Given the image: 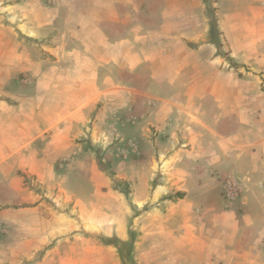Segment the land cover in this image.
Masks as SVG:
<instances>
[{"label": "rangeland", "instance_id": "374dc122", "mask_svg": "<svg viewBox=\"0 0 264 264\" xmlns=\"http://www.w3.org/2000/svg\"><path fill=\"white\" fill-rule=\"evenodd\" d=\"M191 1L166 14L165 37L133 44L149 51V72L112 76L93 65L108 46L90 42L109 0H0V114L23 109L0 119V159L20 151L0 160V264H264V181L175 163L197 149L196 117L223 132L234 114L227 132L243 135L253 120L241 102L254 101L262 121L264 0ZM197 102L192 116L182 109ZM197 230L193 258L184 240Z\"/></svg>", "mask_w": 264, "mask_h": 264}, {"label": "crops", "instance_id": "0c3cea01", "mask_svg": "<svg viewBox=\"0 0 264 264\" xmlns=\"http://www.w3.org/2000/svg\"><path fill=\"white\" fill-rule=\"evenodd\" d=\"M104 2H106V0H104ZM189 2L191 4L192 1L191 0H109L107 7L105 9L101 8V11L107 12L104 23H100L98 24V26L94 27L96 35L93 34L92 37L93 39L92 38L90 39L91 43L98 42V45L100 46L106 45L108 46L109 49L107 50L104 47L103 49L99 48L100 49L99 50L96 47L97 49L94 51L95 53L94 56H96L95 62L93 64L94 67L96 69L100 67L106 70H110V74L112 76H118V75L123 76L124 73L121 72L119 74L120 70L134 71L132 72V74L138 71L139 74L137 75L145 74L143 73L144 71L149 72V67L147 64L149 62V51L147 50L146 47H144L143 49H138V47H136V45L133 44L143 42V40H145L146 38H148V44H149L150 32H154V31H157L159 34L160 32L163 33V36L165 37V34H167L165 30L167 26L168 27L170 26L169 25L170 21L167 20L166 14L169 12H172L174 14L178 12H182L183 10L182 7L188 6ZM145 5H151L152 10H154L153 14L151 15L152 20L149 18L150 16L147 14V12L143 9ZM107 17H109V19H107ZM172 39H174V37H172ZM162 42H164V40H162ZM119 45L122 47V50L120 52H115L114 48ZM106 52H108V55H106ZM113 61H115L116 65ZM76 62H78V59H76ZM107 63L110 64V67L109 65H107ZM75 66L76 65H74L73 68L72 67L68 68L67 71L70 72L71 69H75ZM197 73L198 72H196L195 75ZM63 74L64 72L62 70V75ZM125 74L128 75L129 72H126ZM232 79L233 81L237 82L238 85L242 86L241 81L239 79L236 80L234 76ZM206 80L208 81V79ZM210 82L214 83L213 80H211ZM207 83H209V81ZM61 86L62 87L58 89L62 94L61 103L63 105H66L64 109L68 111L66 115L65 113L63 114V117L67 116L66 119L68 121L70 119L69 113H71L70 111L71 100H69V97H64L63 93L66 92L68 94L70 93L71 90L68 85L64 86L62 84ZM76 92L80 93L81 91L77 89ZM167 102H169L170 105H174L178 107V105L175 104L174 102L171 101H167ZM199 103L197 102L191 104L190 106H184L182 107V109L184 110L190 108L191 109L190 115L192 116L193 114L192 109L195 110V107ZM229 103L233 105L232 107L233 109H235L240 104L238 103L236 105L235 102H229ZM241 103H243L242 105H244V107L245 105H247L246 110L243 111L242 113V117L245 118V116L249 114L248 117L253 120V123L249 125L248 131H244L245 134L236 136V135H232V133L230 134L227 132L230 131V129H232V128H228V122L232 123L236 120L234 114H232L231 117H228L227 122L224 125V128H222L223 132L216 129V127L210 123L209 119H207L206 117L202 118L201 116L198 115L199 117H196V121H193L190 124V129H191L190 131L192 132V135L189 138L190 141L197 142L196 145L197 149L195 151L188 152L189 154L187 157H189L190 159L189 162H187V160L184 158L180 162L175 161V163H177L176 167H179L181 169V167H186L185 165H187L188 163L189 166L187 170L194 172L197 170L198 165L207 166L211 168L210 170H213L217 167L220 169V171H225L227 168L231 170L233 167L235 169L234 172L242 171L245 173H249L251 175L253 174L254 180L256 178L259 180V182H263L264 181V116L263 118L261 117L262 121L257 117L258 116L257 112L259 109H261V105H259L257 102L254 101L246 102L247 104L245 103V101ZM216 105L219 106L220 103L216 102ZM48 106L49 108L47 109V111L51 110L52 112L54 109H59V105L54 106V103L52 104L50 103L48 104ZM4 109L5 112H3V114H0V119H3V116L6 113L15 114L18 110H19L18 113H20V111L22 112L23 110L21 107H16V106L4 107ZM63 110L61 109V111ZM187 115H189V113ZM239 115L241 114L239 113ZM167 127H168L167 125H164L163 127L160 128L167 129ZM136 128L137 125L133 124L131 130L132 135L135 133L136 130L138 133L139 128L138 129ZM164 133H167V131L165 130ZM238 133L241 134L240 132ZM210 135L211 137L214 136L216 138V141L221 142V144L220 143L217 144L221 145V147L223 148L224 157L217 155L212 149L211 143H209V141L211 140L209 138ZM8 136L9 135H3V140L5 141V139L8 138ZM7 144L11 147L10 142ZM18 149H16L14 152L10 153L9 155L2 156L0 159L2 161L1 165L3 164V162L4 164H8V162H12L13 164L14 162L12 160L13 157L17 156L18 154L20 155V151ZM185 155L187 154H185L184 152L177 153L175 154L173 160H177L178 159L177 157L180 158L185 157ZM1 165H0V169L4 166L3 165L1 167ZM6 169L7 168H5V170ZM180 198L183 197L181 196ZM214 221L216 222L217 220L214 219ZM219 226H222L221 223ZM191 227L194 228V224H191ZM220 229L221 231L224 230L223 227H221ZM189 235H190L189 236L190 239L188 238L189 242L186 237L184 243L186 244L189 243L190 247L187 250L192 254V256L187 253L179 252L182 254V256L181 254L180 256L182 257V259H184L183 262L188 260L189 256L193 257V251L195 249L198 251L201 249V245L200 247L195 245L204 244L203 241L201 240V237L204 236L202 232L200 234V232L197 230V232L194 235V233L190 231ZM223 236L224 233L221 235L220 238H218V240L216 241L215 239L212 240L211 243L212 247H210L212 253L215 252L222 254L221 253L222 250L220 249V247L223 249L221 244H223L224 242H220V241L222 240ZM206 242L205 244H207ZM175 250L176 252H178L177 249Z\"/></svg>", "mask_w": 264, "mask_h": 264}, {"label": "trees", "instance_id": "16d2710c", "mask_svg": "<svg viewBox=\"0 0 264 264\" xmlns=\"http://www.w3.org/2000/svg\"><path fill=\"white\" fill-rule=\"evenodd\" d=\"M182 195V194H181Z\"/></svg>", "mask_w": 264, "mask_h": 264}]
</instances>
